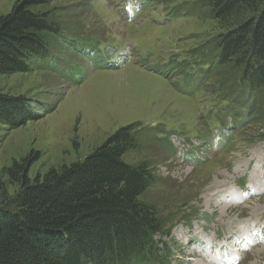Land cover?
<instances>
[{"label": "rangeland", "instance_id": "obj_1", "mask_svg": "<svg viewBox=\"0 0 264 264\" xmlns=\"http://www.w3.org/2000/svg\"><path fill=\"white\" fill-rule=\"evenodd\" d=\"M16 1L0 0V16ZM44 1L39 9L57 13L65 39L36 71L0 77V95L16 108L28 107L36 117L18 128L0 124V204L18 190L4 174L13 161L37 153L27 175L32 181L49 168L82 161L116 130L133 124L141 143L123 160L129 165L146 162L154 170L156 183L143 200L168 217L171 233L164 241L173 249L170 264H216L209 254L224 243L238 245L229 236L258 239L255 233L264 228V198L225 197L237 190L232 189L236 178H246L257 166L259 152L264 153V140L255 138L264 135V120L233 129L234 140L224 150L203 149L200 164L183 153H199L210 132L202 117L219 110L206 107L200 93L189 95L200 71L189 57L197 52L214 59L217 51L206 45L222 32L204 9L206 2L138 0L142 13L140 22H134L127 19L123 0ZM67 42H75L76 52ZM126 50L128 63V55L122 54ZM167 60L175 69L182 65L183 71L170 72L163 65ZM169 131L177 135L169 137L172 147ZM235 227L242 231L231 233ZM238 264H264V244L246 250Z\"/></svg>", "mask_w": 264, "mask_h": 264}, {"label": "trees", "instance_id": "obj_2", "mask_svg": "<svg viewBox=\"0 0 264 264\" xmlns=\"http://www.w3.org/2000/svg\"><path fill=\"white\" fill-rule=\"evenodd\" d=\"M203 1L222 27L206 45L217 56L205 76L224 69L220 78L229 80L231 72L234 102L264 119V0ZM45 4L18 0L0 16V77L36 71L63 43L61 18L39 9ZM6 98L0 95V124L18 128L36 120ZM138 134L133 124L119 128L82 161L32 181L27 175L37 153L13 161L4 174L18 190L0 204V264H170L168 217L143 200L156 183L154 170L123 160L139 149Z\"/></svg>", "mask_w": 264, "mask_h": 264}, {"label": "bare ground", "instance_id": "obj_3", "mask_svg": "<svg viewBox=\"0 0 264 264\" xmlns=\"http://www.w3.org/2000/svg\"><path fill=\"white\" fill-rule=\"evenodd\" d=\"M134 77H136V79H140L139 76H137V75L136 76L134 75ZM263 162H264V153L263 152H259L258 156L256 157V163H257V165H261ZM263 169H264V165H263ZM254 172H255V178H254L253 182L250 183L251 184V188L253 189V194H250V192H249L247 187L243 188V192L251 199H255L256 197H258V199H262V198H264V191L258 190L257 185H258V183L260 181H262V183L264 184V171H262V168L259 166ZM222 192H224V191H222ZM219 193H221V192H219ZM210 201H212V200H210ZM235 229L236 230L234 232H231V233L236 234L237 231H242V228L235 227ZM246 230L248 232H252L253 228H248ZM233 238L235 240H241L240 236H238V237L237 236H233V237L229 236V238H227V240L230 241Z\"/></svg>", "mask_w": 264, "mask_h": 264}]
</instances>
